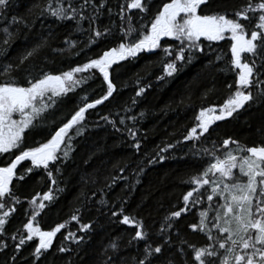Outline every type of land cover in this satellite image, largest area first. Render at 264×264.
I'll use <instances>...</instances> for the list:
<instances>
[{"label": "trees", "instance_id": "1", "mask_svg": "<svg viewBox=\"0 0 264 264\" xmlns=\"http://www.w3.org/2000/svg\"><path fill=\"white\" fill-rule=\"evenodd\" d=\"M75 2L79 4L82 0ZM103 2L105 7L100 10L94 27L101 31L109 28L110 32L106 38H100L95 44L87 46V22L78 30L72 22L61 24L52 17L37 19L38 9L34 5L43 6L44 0H12L7 20L16 38L6 49L0 43V69L8 64H18L20 56L41 39L46 38L48 46L14 71L11 78L0 74V82L14 81L27 86L28 79L39 78L42 72L58 74L118 46L121 27L127 26L126 23L122 25L118 15L120 5L125 0ZM168 2L170 0H148L149 11L146 14L132 10L133 24L138 28L150 24L158 11L162 10L163 4ZM245 2L246 0H212L211 8L204 9V14L216 11L231 14ZM29 8H33L31 14L28 13ZM87 13L93 14L91 7L87 8ZM26 14L35 24L34 28L11 25L12 16ZM3 26L5 21L0 19V28ZM251 27L249 25V30ZM65 40L75 41L77 47L70 48L64 43ZM161 45L177 48L179 42L164 38ZM230 45L231 41L227 38L219 42H209L202 38L204 52L195 53L191 63L185 64L175 76L165 77L164 80L157 79L164 75V53L161 49L153 53H141L135 59L114 65L110 73L116 92L104 104L86 113V131L74 139L72 159L61 167L60 174L53 169L54 175L58 177V185H51L43 169L35 170L22 182L14 180L13 191L23 203L5 226L6 233L2 239L9 246L0 252V264H13V255L16 256L15 264H33L31 253L38 241L27 243L21 252L16 253L14 245L18 240L13 241L11 236L17 234L18 230L22 231L23 224L27 222L26 213L30 211L28 200L37 193L47 192L49 188H53L56 199L37 217L43 230H50L57 223L69 221L73 214L80 217L81 223L91 224L92 229L87 234L81 233L78 232L79 225L71 222L68 229L57 235L53 248L37 264H102L105 259L104 250L112 241L120 246L121 264L124 261L135 264L144 242L132 241L135 229L120 223L122 217L112 216V211H119L121 206L124 214L144 222L150 242L154 245L169 239V233L160 234V228L172 211L183 206L182 197L190 190L185 181L198 174L209 159L196 153V149L213 150L215 144V151L222 158L228 151L222 147L225 139L232 138L246 147L264 144V104L253 105L232 118L217 121L200 141L184 140L188 130L197 123L195 117L202 107L222 105L231 94L232 90L227 85L234 82L236 73L229 67ZM218 56L222 59L217 60ZM141 87L146 88V91L137 97L136 93ZM106 88L102 76L96 73L95 78L89 79L86 85L60 98L47 119L26 133L22 148L35 147L45 142L55 127L66 122L83 105V97L87 96V102H91L104 95ZM105 116L115 122V127L102 119ZM133 116L136 117L135 122L131 119ZM121 119L124 124L120 123ZM129 128H134L137 132L136 141L141 144L139 151L133 147L136 141L129 135ZM168 145L174 147L168 148L166 152L160 151ZM234 147L230 145V148ZM16 154L18 151L0 155V166H6ZM159 156L165 157L164 160L160 161ZM25 166H30V161L22 162L18 166V172L23 171ZM121 168L124 169L123 172ZM82 177L88 178V182L84 183ZM113 177L116 178L115 184H112ZM110 184L112 186L108 187ZM56 188L62 191H56ZM102 199L106 203L102 204ZM204 199L202 205L192 208L173 221L170 242L165 245V255L172 257L177 264H182L184 259L177 255L182 241L186 240L197 247L208 243L203 233L193 232L190 228L191 224L198 223L199 211L208 207L206 194ZM211 215L210 213V217ZM69 230L83 235L84 241L77 245L64 240V235ZM213 231L215 234V230ZM130 241L132 242L129 243ZM62 244L72 250L60 253L57 249ZM188 252L190 259L191 250L188 249Z\"/></svg>", "mask_w": 264, "mask_h": 264}, {"label": "snow or ice", "instance_id": "2", "mask_svg": "<svg viewBox=\"0 0 264 264\" xmlns=\"http://www.w3.org/2000/svg\"><path fill=\"white\" fill-rule=\"evenodd\" d=\"M211 6L212 0H170L163 4L162 10L158 11L150 24L138 28L132 22V10L146 14L149 11L148 0H125V3L120 5L118 15L122 25L126 23L127 26L121 27V40L118 46L111 47L97 58H91L58 74L42 72L39 78L28 79L27 86L14 81L0 82V155L18 151L6 166H0V252L9 246L2 239L6 233L5 226L18 210V206L23 203L13 191L14 180L22 182L35 170L43 169L51 185H58V177L54 175L53 169L55 173L60 174L61 167L72 159V153L75 151L73 141L86 131L84 123L86 113L104 104L116 92V85L110 73L114 65L135 59L141 53H153L161 49L164 53L162 65L164 75L157 79L164 80L165 77L175 76L185 64L191 63L195 53L204 52L202 38L209 42L230 39L229 67L236 73L234 82L227 85L232 90L231 94L222 105L200 109L195 117L197 123L188 130L184 137L185 141H200L217 121L232 118L241 110L251 108L253 105L264 104V0H246L231 14L218 11L204 14V9H210ZM11 7L12 0H0V19L5 21V26L0 28V43L5 49L16 38L7 20V13ZM88 7L92 8L93 14L87 13ZM104 7L103 0H82L79 4L75 0H44L43 6L34 5V8L38 9L37 19L52 17L61 24L72 22L78 30L87 22L89 32L87 46L95 44L100 38H106L110 32L109 28L101 31L94 27L99 19L100 10ZM108 11L111 12V9ZM32 12L33 8H29L28 13ZM11 25H22L28 29L35 27L28 14L12 16ZM249 25H252L251 30ZM164 38L178 41L179 46L163 47L161 41ZM64 43L70 48L77 47L75 41L65 40ZM47 46V39H41L20 56L18 64L4 66L0 69V74L11 78L14 71L38 56ZM53 51L62 52L63 49ZM220 59L222 57L218 56L217 60ZM86 73L88 75H84ZM96 73L102 76L107 85L105 94L91 102H87V96L83 97L85 101L83 105L79 106L66 122L55 127L50 138L38 146L22 148L26 133L47 119L49 112L55 109L57 101L86 85L89 79L95 78ZM145 91L146 88L141 87L136 96H142ZM17 116L18 119L15 118ZM102 119L115 127V122L110 121L107 116ZM131 119L136 121L135 116ZM120 123L124 124V120L121 119ZM128 132L136 141V130L129 128ZM230 145L235 147L230 148ZM133 147L139 151L141 144L136 141ZM171 147L174 146L168 145L160 151L166 152ZM215 147L213 144V150L196 149V153L209 159L198 174L185 181L190 190L182 197L183 206L172 211L160 228V234L169 233V239L163 243L154 245L150 242V235L145 229L144 222L124 214L123 206L119 211H112V216L122 217L120 223L135 229L132 241L144 242L135 264H177L172 257L165 255V245L170 242L173 221L192 208L202 205L205 202V194L208 207L199 211L198 223L191 224L190 228L193 232L203 233L208 243L197 247L186 240L182 241L177 252L178 256L184 258L182 264H264V144L246 147L232 138L225 139L222 147L228 151L224 153L223 158L217 155ZM164 158L159 156L160 161ZM25 161H30V166H25L23 171L18 172V166ZM237 169L239 176L235 172ZM123 171L121 168V172ZM82 181L87 183L88 178L82 177ZM115 182L116 178L113 177L112 184ZM112 184L107 186L111 187ZM56 191L62 189L56 188ZM54 199L56 197L53 188H49L47 192L37 193L28 200L30 211L26 213L27 222L23 224L22 231L18 230L17 234L11 236L13 241L18 240L14 245L16 253L21 252L27 243L38 241L31 253L33 264H37L41 257L53 248L57 235L68 229L71 222L79 225L78 232L87 234L92 229L91 224L81 223L80 217L73 214L69 221L57 223L50 230H43L37 217ZM100 202L106 203L103 199ZM84 239L83 235L70 230L64 235V240L77 245ZM188 249L191 250L190 259ZM71 250L63 244L57 249L60 253ZM119 251V244L116 241L110 242L104 250L105 259L102 264H121ZM11 259L15 264L16 256L13 255ZM123 264H127V261Z\"/></svg>", "mask_w": 264, "mask_h": 264}, {"label": "rangeland", "instance_id": "3", "mask_svg": "<svg viewBox=\"0 0 264 264\" xmlns=\"http://www.w3.org/2000/svg\"><path fill=\"white\" fill-rule=\"evenodd\" d=\"M15 118H19L18 116L17 117H15ZM223 158V157H222ZM236 174H237V176L239 175V172H238V169L236 170ZM243 179H246V178H243Z\"/></svg>", "mask_w": 264, "mask_h": 264}, {"label": "flooded vegetation", "instance_id": "4", "mask_svg": "<svg viewBox=\"0 0 264 264\" xmlns=\"http://www.w3.org/2000/svg\"><path fill=\"white\" fill-rule=\"evenodd\" d=\"M235 172H236V170H235Z\"/></svg>", "mask_w": 264, "mask_h": 264}]
</instances>
